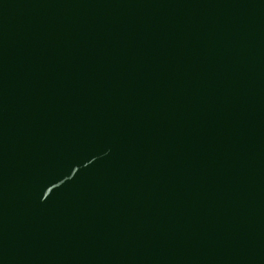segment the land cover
Wrapping results in <instances>:
<instances>
[{
    "label": "water",
    "instance_id": "obj_1",
    "mask_svg": "<svg viewBox=\"0 0 264 264\" xmlns=\"http://www.w3.org/2000/svg\"><path fill=\"white\" fill-rule=\"evenodd\" d=\"M0 264H264V0H0Z\"/></svg>",
    "mask_w": 264,
    "mask_h": 264
}]
</instances>
